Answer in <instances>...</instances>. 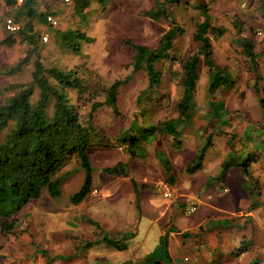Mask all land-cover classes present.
<instances>
[{"label": "rangeland", "instance_id": "obj_1", "mask_svg": "<svg viewBox=\"0 0 264 264\" xmlns=\"http://www.w3.org/2000/svg\"><path fill=\"white\" fill-rule=\"evenodd\" d=\"M168 1L110 0L106 9H101L93 2L81 14H77L79 8L76 4L77 0H71L68 4L63 0H35L33 10L37 14L50 15L57 20V26L49 27L40 24L37 19L32 18L30 20L25 17L19 5L7 6L4 0H0V42L7 41V39L9 40L8 44L11 41H16L9 46L7 44L0 45V104L10 96L5 90L7 86L10 84H24L31 80L35 55L39 57L46 68L56 67L62 71L86 68V70L99 75L107 85L116 80L123 81L130 77L127 84L118 91L117 107L119 116H114L111 109L106 106L98 109L93 115V126L100 141L96 142L101 143V145L90 148L88 153L94 168L92 175L97 177L98 183L95 181L94 183L97 186L93 187L92 182V190L86 202L92 203L91 205L96 204L99 200L101 202L96 206L98 210L89 208L84 210L89 216L85 218L87 222L90 217L95 219L94 222L89 220L93 222V225L89 224L91 229L100 227L103 230V227L108 224V219L115 215L109 212L105 214L100 210V208H108L109 211H114L110 207L109 197L112 195L107 183L114 180L115 177H112L113 175L109 177V174L107 175L104 170L105 167L115 166L121 159L129 160V164L124 170V172H127L125 174L127 176H123L124 179L120 180L134 187L136 197H141L144 194L150 195L143 192L150 189L156 191L152 198L158 202L157 205L170 206L175 197L172 199L163 197V184H167V182L159 180L158 175H161V178L163 176L168 179L172 177L173 169H176L175 178L180 180V176L184 175L186 168L191 163H199L198 157L200 154L203 155L204 152L196 155L192 162H187L181 157L186 154L191 157L194 152L197 154L196 149L198 148L197 144L200 142V135H203L204 132L205 134L213 133L217 144V148L214 150L217 153L216 155H218V151H221L218 150L219 147L223 145L230 147L232 156L228 160L229 163L225 164V170H223L224 167L219 166L220 170L228 173L232 172L233 169L231 168L246 166L249 159L246 153L242 154V152H247L248 147H245V142H239V147L237 136L243 139L244 136L250 137L253 134L261 136L264 134V110L259 104V99L264 98V89L259 86L260 93L258 96L252 89L253 84L251 83L254 81V75L249 71L248 60L242 54V48L237 43V40L240 41L243 35L242 38L245 37L252 42L255 48L254 51L260 57L264 55V1L214 0L209 7L210 20L213 26L224 28L225 34L220 39L211 40L213 60L219 63L229 62V67L233 72L238 88L231 91L221 90L214 96L209 97L206 89L207 68L202 63L198 70L199 80L195 90L192 118L181 129L178 140L168 136L155 135L150 138H142L137 146H130L127 142L120 141V133L130 129L132 123L143 129L142 127H150L178 116L176 104L182 92L180 86L181 62L198 51L199 45L194 41L193 35L196 24L204 20L200 12V6L208 2L207 0H179L176 6ZM159 4H164L168 16H162L157 20L148 18L145 14L150 10H154L156 5ZM6 19L15 21L20 27L19 32L24 25L31 26L36 36L35 47L37 52L34 51L29 63L12 76L7 75V71L14 67L19 60L24 59L27 53L30 52L31 47L19 42V32L9 34L5 30L4 21ZM171 19L183 27L185 31L184 35L174 43L171 51L175 61L157 65V69L162 73L160 88L153 95L151 93L145 94L137 103L138 96L147 88V76L143 71L132 73L131 62L134 52L124 44V41L129 40L134 44L155 48L161 36L167 31ZM237 23H239L241 35L234 27ZM70 30L78 31L92 41L90 43L81 42L78 53L63 49L59 46V35ZM43 36L47 37L46 42L42 40ZM257 65H264V62L257 58ZM263 69L264 67H262ZM65 93L68 102L76 107L78 113L87 116L89 106L77 99L76 91L67 90ZM37 97L38 90L35 88L32 101H35ZM98 101L102 102L103 98L98 99ZM52 105L53 101L51 100L48 105L47 116L51 115ZM135 118L136 121H134ZM202 128L206 131H202ZM210 130L212 131L210 132ZM228 135L231 136L230 144L227 143L229 138H226L227 141L225 142V136ZM131 151L133 152V158L130 157ZM165 161L168 162L169 174L163 166ZM173 161L176 163L175 166H172ZM153 162L161 167L160 174L157 173V170H154L156 173L153 174L146 173V166H154ZM232 162L236 166H233ZM187 163L189 164L188 167H186ZM134 167L139 168L136 174L131 173ZM71 170L75 172L78 170L73 162L63 170V173ZM145 173L148 178H155L154 184H147L152 185V187L139 183L138 177L142 179ZM157 181L161 183L157 184ZM248 184L247 181L242 187L246 188ZM178 186L179 184H176L173 190L179 189ZM199 202L200 199L196 198L197 205ZM73 207L75 206L68 202L67 194L62 198L52 199L47 193H43L38 200L30 201L15 216L17 220L15 234L3 236L0 233V264H109L99 260L107 257L103 253L109 247L107 244L99 242L92 247L89 246L91 241L97 237L91 235L92 231H88L87 224L82 228V232L77 231L78 234L75 230L70 229L71 225L62 228L56 212L59 214L67 213ZM71 213L77 212L73 211ZM133 215V210L130 209L123 216L128 225V221L132 222L133 220L134 226L130 227L123 235L125 240L121 238L122 241H119L126 249V245L129 244V250L118 253L117 250L114 249V251L110 248L109 251L112 250V256H109V260L112 264L129 260L137 252H135V249L141 246L139 252L149 250L151 246L155 250L157 246L160 247L159 242H161L162 246L158 254L161 250L162 255L165 252L162 240L159 241L158 237L155 238L161 233L162 224L160 222L163 218L159 217L158 222H156L154 217L148 218L146 216L144 209H141V212L136 211L135 216ZM188 215L192 214L188 213ZM67 216L70 220L69 215ZM83 220L81 223H84L85 220ZM137 224L139 225L137 228L139 234L132 240V243L130 242L132 237L128 238V234ZM148 224H151L152 228L145 237ZM172 224V222L169 223V225ZM75 228L78 227L75 226ZM172 229L177 230L175 226ZM167 232L171 231L168 230ZM100 237L101 234L98 239ZM112 238L113 236L107 238V240L112 241ZM133 244L134 246H132ZM172 251L178 252L177 247L173 246ZM185 256L189 259L195 257L191 250ZM159 263L162 264L161 260Z\"/></svg>", "mask_w": 264, "mask_h": 264}, {"label": "trees", "instance_id": "obj_2", "mask_svg": "<svg viewBox=\"0 0 264 264\" xmlns=\"http://www.w3.org/2000/svg\"><path fill=\"white\" fill-rule=\"evenodd\" d=\"M110 0H77L79 6L77 14L88 8L95 2L101 9H106ZM264 1V0H260ZM7 6H15L16 0H4ZM35 0H24L19 5L25 17L30 20L37 19L40 24H46V16L37 14L33 10ZM168 2L178 5L179 0ZM200 6L203 21L196 24L193 39L199 48L195 54L185 58L181 62L180 86L181 97L176 104L177 118L164 120L150 127H137L131 124L130 129L120 133V141L127 142L130 146H137L143 138L155 135L168 136L178 140L181 129L191 121L194 104L195 90L199 79V66L204 64L207 68V94L214 96L219 91H231L235 86V78L227 68L217 66L212 59L211 40L220 39L224 36V28H217L210 20V5L214 0ZM159 6V7H158ZM152 20H157L166 15L165 6L156 5L154 10L145 14ZM236 30L241 35L239 23L235 24ZM183 27L174 20H170L167 31L161 36L155 48L134 44L129 40L124 44L129 46L133 52L131 62L132 73L145 72L147 76V88L137 98V103L145 94H154L162 82V73L157 69L158 64L172 62L175 59L171 55L174 43L184 35ZM243 36V35H242ZM241 36L237 43L242 48V54L248 60L249 71L254 75L253 90L260 93L257 54L250 40ZM11 38V37H10ZM19 42L31 47L30 52L24 59L7 71L12 76L19 72L29 63L34 51L36 36L31 26L24 25L18 33ZM4 40L1 44L8 46ZM92 40L78 31H67L59 35V46L63 49L78 53L80 43H90ZM31 80L24 84H10L6 92L10 94L0 104V233L3 236L14 235L17 229L15 216L30 202L38 200L43 193L54 199L59 198L61 186L76 172L63 173V170L74 163L84 174L83 182L72 197L69 198L71 205H79L84 202L92 190V166L89 159V149L101 145L97 143L93 126L94 113L103 106L111 109L114 116H119L117 107V95L119 89L127 84L130 77L121 81L116 80L107 85L103 79L86 68L62 71L56 67L46 68L39 57L35 55ZM38 90V97L32 101L34 89ZM76 91L77 99L89 106L87 116L78 113L76 107L71 105L66 97L65 91ZM103 98L100 102L98 99ZM53 101L52 112L47 116L50 101ZM259 104L264 110V98L259 99ZM136 121V118L135 120ZM139 135V136H138ZM202 135H200L201 137ZM212 136V135H210ZM100 142V141H99ZM210 145H206L199 151L203 153ZM133 158V152H130ZM202 154L198 157L199 163H191L186 169L187 173L193 172L200 167ZM167 174L170 173L168 162H163ZM126 166L117 163L113 168L107 169L106 173L113 176H124ZM169 177L168 179H170ZM93 225V222L88 221ZM95 226V225H94ZM102 242L117 251L126 249L118 241L103 239ZM164 243V242H163Z\"/></svg>", "mask_w": 264, "mask_h": 264}, {"label": "crops", "instance_id": "obj_3", "mask_svg": "<svg viewBox=\"0 0 264 264\" xmlns=\"http://www.w3.org/2000/svg\"><path fill=\"white\" fill-rule=\"evenodd\" d=\"M16 5L18 4L16 3ZM255 54L258 55L257 58L260 61L264 62V55L260 57L257 52ZM213 62L221 68H227L231 74L233 73L229 67V62L219 63L214 60ZM262 67L264 65L256 66L258 74L261 77L259 86L264 89V69L262 70ZM206 83L208 84V78ZM234 88H238V84L236 85L235 83ZM202 131H206V129L202 128ZM204 134L200 137V142L197 144V154L194 152L191 157L188 154L181 157L183 160H187V162H192L193 158L198 155V151L206 145L205 141L210 140V145L204 151L198 169L190 173L184 172V175L180 176V180L175 178L176 169H173L170 179L163 176L161 178V175H158L159 180L167 182L172 191V198L175 197L170 206L157 205L158 202L152 198V195L156 191L150 189L143 191L150 195L144 194L141 197H136L134 187L120 180L124 179L123 176H112L115 179L108 182L109 186L107 187L110 188V194L112 195L109 197L110 207L114 211H109L108 208H100V210L105 214L109 212L115 215L108 219V224L103 227V230L100 227L91 229V226L85 219L89 216L84 212V210H88L87 208L98 210L96 206L101 202L100 200L94 205H91L92 203L89 204L85 200L69 209L67 213L63 212L59 214L56 212L59 216V222L61 221L62 228H67V226L71 225L70 229L75 230V232H82V228L88 225V231H92L91 235L97 237L89 244L91 247L96 245V243L102 242L103 239H109L111 236H113L112 241L119 242L122 241L120 240L121 238L125 240V236L123 235L126 234L130 227L134 226L133 220L132 222L128 221L129 225L125 222L123 216L126 215V211L133 210V216H135L136 211L141 212V209H144L146 216L148 218L154 217L156 222H158L159 217L163 218L162 222L159 221L162 224L161 233L155 238L158 237L159 241L162 240V243L164 242L165 252L162 255L161 250L160 254H158L162 246L161 242H159L160 247L157 246L155 250L151 246L149 250L139 252L142 248L141 246L135 249V252H137L132 258L118 261L117 264H161L159 263L160 260L162 264H264V134L261 136L255 134L250 137L244 136L243 139L237 136L239 139L237 145L239 146V142H245V147H248L247 152H242V154L246 153L249 159L246 166L231 168L233 169L232 172L228 173H225L227 171L223 172V170H225V164L232 156L230 147L226 145L219 147L218 150L221 151H218V155H216L217 153L214 152L217 148L215 136L213 133ZM226 138H229V140L227 141ZM230 138V135L225 136V142L227 141L230 144ZM118 163L125 165L127 168L129 160L121 159ZM152 164L155 168L154 166H146V173L153 174L156 173L154 170H157V173L159 172L160 174L161 167H158L154 162ZM175 164V161H173L172 166H175ZM188 165L187 163L186 167ZM232 165L236 166L233 162ZM219 166L224 167L223 170H220ZM113 167H105L104 170L106 172L107 169ZM185 168L183 169L185 170ZM138 169L134 167L131 173L136 174ZM92 171H94L93 167ZM146 173L142 179L138 177L139 183L145 185L149 183L154 184L155 178H148ZM73 175L61 186L59 198L67 194L68 202L69 198L78 192L84 178L83 172L79 169ZM108 176L110 177L111 175ZM96 178L92 175L93 187L97 186L94 183L95 181L98 183V179ZM247 181L249 182L248 187L243 188L242 185L245 182L247 183ZM160 183V181H157V184ZM176 184H179V189L174 191L173 188ZM75 185L77 186L75 187ZM147 186L152 187V185ZM74 187L75 189H73ZM196 198L200 199L198 205L196 204ZM191 203L195 204L196 211L195 213H191L192 215H188V206ZM73 211L77 213L72 214L71 212ZM67 215H69L70 220ZM82 219L86 223L84 220V223H81ZM89 220L95 221L91 217ZM170 222L173 224L169 225ZM75 226L78 228H75ZM173 226L177 230L172 229ZM138 227L139 225L137 224L128 234V238L132 237L130 238V242L139 234L137 233ZM151 228V224L146 226L145 237L149 234ZM168 230L171 232H167ZM184 232L185 234H183ZM100 234L101 237L98 239ZM126 246L127 249L125 251L129 250L128 248L130 247L129 244ZM173 246L177 247L178 252L172 251ZM110 248L114 250V248L109 246L107 251H103L105 253L104 256L107 257L99 260L112 264L109 260V256H112V250L109 251ZM190 250L195 255L193 259L185 256ZM123 252L118 251V253Z\"/></svg>", "mask_w": 264, "mask_h": 264}, {"label": "built area", "instance_id": "obj_4", "mask_svg": "<svg viewBox=\"0 0 264 264\" xmlns=\"http://www.w3.org/2000/svg\"><path fill=\"white\" fill-rule=\"evenodd\" d=\"M66 4L70 3L71 0H63ZM24 0H16V3L18 5L23 4ZM46 24H48L49 26L55 27L57 26V20L53 17V16H47L46 17ZM4 28L5 30L9 33V34H16L19 32L20 27L18 24H16V22H14L12 19H6L4 21ZM43 41H47V37L43 36L42 37ZM162 195L165 199H171L172 198V191L170 189V187L167 184H163V191H162ZM189 209H188V213H194L196 211V206L195 204L191 203L189 204Z\"/></svg>", "mask_w": 264, "mask_h": 264}, {"label": "clouds", "instance_id": "obj_5", "mask_svg": "<svg viewBox=\"0 0 264 264\" xmlns=\"http://www.w3.org/2000/svg\"><path fill=\"white\" fill-rule=\"evenodd\" d=\"M47 17V16H46ZM15 22V21H14ZM48 25V24H47ZM49 26V25H48ZM49 27H52V26H49Z\"/></svg>", "mask_w": 264, "mask_h": 264}]
</instances>
